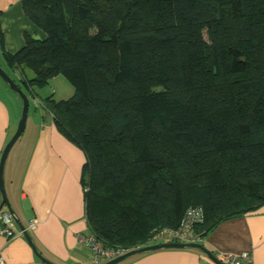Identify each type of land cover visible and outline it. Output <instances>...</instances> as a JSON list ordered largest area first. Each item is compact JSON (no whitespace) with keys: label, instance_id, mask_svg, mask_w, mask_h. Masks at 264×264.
<instances>
[{"label":"trees","instance_id":"trees-1","mask_svg":"<svg viewBox=\"0 0 264 264\" xmlns=\"http://www.w3.org/2000/svg\"><path fill=\"white\" fill-rule=\"evenodd\" d=\"M43 38L0 51L80 150L89 233L123 253L177 228L202 240L264 205V0H20ZM66 100L39 97L53 76Z\"/></svg>","mask_w":264,"mask_h":264},{"label":"crops","instance_id":"crops-1","mask_svg":"<svg viewBox=\"0 0 264 264\" xmlns=\"http://www.w3.org/2000/svg\"><path fill=\"white\" fill-rule=\"evenodd\" d=\"M0 34L4 52L9 54L22 48L24 34L44 37L25 16L20 0H0ZM0 63H5L1 51ZM2 92L0 86V157L15 132H9L11 124L17 126L19 119L16 117L13 123L17 109L11 98L6 102L1 97ZM32 102V117L29 123L26 121L3 167L6 199L24 228L31 221L37 223L27 233L41 257L52 264H103L94 262L90 250L76 240L77 234H90L80 181L84 156L56 131L37 100ZM1 212L6 209L3 207ZM199 244L214 256L248 252L253 264H264V205L255 212L221 222ZM0 256L5 264H43L22 235L0 237ZM117 264L213 263L198 250L187 248L142 253Z\"/></svg>","mask_w":264,"mask_h":264},{"label":"built area","instance_id":"built-area-1","mask_svg":"<svg viewBox=\"0 0 264 264\" xmlns=\"http://www.w3.org/2000/svg\"><path fill=\"white\" fill-rule=\"evenodd\" d=\"M83 188V192H85ZM202 218V211L198 208H188L180 219L177 228H163L153 233L148 240V245L162 243H198L201 241L194 233V225ZM37 226L35 221H31L25 228L26 231L34 230ZM22 234V231L16 229L14 222L6 212L0 213V237L10 239ZM76 240L79 245L90 250L94 262H108L123 254L120 250H114L104 247L91 234H77ZM215 258L221 264H253L252 257L248 252H242L238 255L220 253ZM0 264H5L0 256Z\"/></svg>","mask_w":264,"mask_h":264},{"label":"water","instance_id":"water-1","mask_svg":"<svg viewBox=\"0 0 264 264\" xmlns=\"http://www.w3.org/2000/svg\"><path fill=\"white\" fill-rule=\"evenodd\" d=\"M0 80L19 98L21 102V111L19 115V120L17 123V127L7 144L5 145L1 157H0V196H1V203H0V210L4 207L6 209V213L11 217L12 221L16 225L19 231H22V236L26 240L27 244L33 251L36 258L43 264H52L48 260L41 257L35 250L33 243L30 239V236L28 235L25 228L22 226V224L19 222L18 218L12 211L5 195L4 191V185H3V167L7 158V155L14 145V143L17 141V139L20 137L22 132L25 128V122L27 118L28 113V98L26 95L22 92V90L8 77V75L0 68ZM196 249L198 250L202 255H204L208 260H210L213 264H221L214 255L211 254L207 249H205L201 244L198 243H188V244H179V243H162V244H154L145 246L142 248L130 250L128 252H125L121 254L120 256L116 257L113 260H110L108 262H104L103 264H117L121 262L122 260L134 256L139 255L142 253H148L158 250H164V249Z\"/></svg>","mask_w":264,"mask_h":264},{"label":"rangeland","instance_id":"rangeland-1","mask_svg":"<svg viewBox=\"0 0 264 264\" xmlns=\"http://www.w3.org/2000/svg\"><path fill=\"white\" fill-rule=\"evenodd\" d=\"M0 68L8 75V77L16 85L19 84L17 72H12L5 63H0ZM0 86L3 89V92L1 93V97L6 102L9 101V98H11L13 105L17 109V111H15V112L18 113V116H17V114L15 115V120L13 122V123H15L16 117H19V115H20L21 102H20L19 98L1 80H0ZM22 92L27 95V92L23 88H22ZM36 92L39 95V97H41V98H44L47 96H52V98L54 100L59 101V100L68 99L73 93V88L64 77L58 75V76H53V77L49 78L47 83L44 86L36 88ZM37 103L39 104L38 99H37ZM32 113H33V102H32V98H29V108H28V113H27V118H26L27 119L26 121H28V123L32 117ZM18 120L19 119H17V123H18ZM17 123H16V125H17ZM25 124H26V122H25ZM16 127L17 126H14V124L13 125L11 124L9 132L11 133L12 131L16 130ZM151 236H150V238H151Z\"/></svg>","mask_w":264,"mask_h":264},{"label":"flooded vegetation","instance_id":"flooded-vegetation-1","mask_svg":"<svg viewBox=\"0 0 264 264\" xmlns=\"http://www.w3.org/2000/svg\"><path fill=\"white\" fill-rule=\"evenodd\" d=\"M22 235V234H21Z\"/></svg>","mask_w":264,"mask_h":264}]
</instances>
